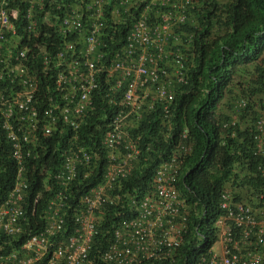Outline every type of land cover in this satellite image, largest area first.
I'll use <instances>...</instances> for the list:
<instances>
[{"label":"built area","instance_id":"obj_1","mask_svg":"<svg viewBox=\"0 0 264 264\" xmlns=\"http://www.w3.org/2000/svg\"><path fill=\"white\" fill-rule=\"evenodd\" d=\"M16 2L17 8H11ZM170 2L153 0L158 9L153 16L148 9L135 16L126 45L106 64L98 50L106 37L112 39L117 27L126 24L122 15L131 16L138 1L0 0V168L2 155L8 153L16 177L0 203V235L25 234L24 206L30 184L37 182L34 173L52 194L45 229L20 248L0 254V264H142L175 256L190 217L174 186L193 152L188 130L156 171L151 190L143 197H130L134 215L121 217L112 228L106 250L95 251L94 242L103 232L104 216L121 203L116 183L131 176L145 149L140 140L144 132L137 135L135 129L159 109L165 135L170 133L176 90L188 83L185 54L174 50L170 40L173 28L187 22L188 9L196 1ZM25 4L28 43L23 44L14 22ZM38 75L50 76L43 99L38 96ZM98 106L103 121L96 125L98 135L87 138L88 118ZM236 122L235 117L233 125ZM250 134V157L257 161L246 165L239 179L235 176L240 168L228 180L221 193L223 213L215 224L220 251L213 247L198 264H264V111ZM92 178L101 181L74 205L73 230L67 233L71 190ZM243 178L253 186L241 203L235 201L233 190L243 189L238 185Z\"/></svg>","mask_w":264,"mask_h":264},{"label":"trees","instance_id":"obj_2","mask_svg":"<svg viewBox=\"0 0 264 264\" xmlns=\"http://www.w3.org/2000/svg\"><path fill=\"white\" fill-rule=\"evenodd\" d=\"M151 1L140 3L139 9L133 12L140 14L148 8V13L154 14L158 9ZM198 1L200 4L190 11L188 22L178 29L184 41L191 34L194 37L185 53L184 72L188 83L179 86L173 104L175 126L172 133L179 137L188 129L194 142L193 154L184 163V180L179 183L180 192L191 205L189 229L173 259L145 261L142 264H198L219 240L215 224L222 215V190L236 169L240 168L238 175L242 176L247 169L246 165L252 167L255 163L250 157L249 128L242 130L237 126L239 136L226 141L227 146L223 147L218 120L219 117L227 118L221 111L223 103L231 98L230 86L236 76L247 72L249 66L257 65L259 78L255 83H260V92H264V0H230L226 4H219L217 0ZM168 7L159 8L162 11ZM131 25L129 22L128 28H122L119 32L121 43ZM258 63H261L260 67ZM247 114L242 120L247 119ZM159 117L160 113L155 111L143 120L147 136L142 138L141 143L147 149H142L131 178L119 185L120 194L141 196L148 193L156 169L172 152L175 141H166V128H160ZM129 131L133 133V138H137L131 128ZM34 176L38 181H32L29 197L25 201V234L18 237L0 235V243L3 245L0 254L20 248L31 235L39 234L46 227L45 214L51 194L45 191L37 175ZM14 180L15 170L9 163L5 173L0 175V202L5 193L12 189ZM99 183L100 180L84 182L72 189L68 201L70 207L66 209L67 224L70 223L67 233L73 230L71 222L74 205L83 194ZM240 185L250 186V183L243 178ZM38 195L41 198L36 203L34 200ZM110 210L112 214L104 217L106 223L102 227L107 228V231H103L94 241L95 251L106 250L112 242L111 222L117 223L120 220L119 214L124 217L131 215L126 205Z\"/></svg>","mask_w":264,"mask_h":264},{"label":"clouds","instance_id":"obj_3","mask_svg":"<svg viewBox=\"0 0 264 264\" xmlns=\"http://www.w3.org/2000/svg\"><path fill=\"white\" fill-rule=\"evenodd\" d=\"M118 0H111V2L113 4H116ZM133 1H138V6H135L133 8V10H131V16H126L125 14L122 15V17H127V22L126 24H122L120 26L117 27V32L115 35H112V39H110L111 37H106V42L104 43V47L100 48L98 51L99 52H103L104 53V58H103V62L106 63V64H109L115 54L117 53V48L118 47H124L127 43V35L129 32L132 31L133 27H134V23H135V16H137V12H133L134 10H137L139 9V6H140V3H143V2H150L151 0H133ZM153 1V0H152ZM151 1V3H152ZM173 1L175 0H172V2H170V4L173 3ZM196 2L189 7L188 9V12H187V16H188V20H189V13L192 9H195L196 8V5L200 4V2L198 0H195ZM219 2V4H222V2H220V0H217ZM230 1V0H229ZM228 1V2H229ZM227 3V2H226ZM226 3H223V4H226ZM29 5L28 4H25V6H23L21 8V13L19 15V19L14 22V26H15V29L16 31L18 32V34L22 37V40H23V44L24 43H28V40H27V36L24 32V27L26 25V10L28 9ZM11 8L13 9H16L17 8V2L16 3H12L11 4ZM148 9V8H147ZM161 10V9H160ZM123 11V10H122ZM163 11V10H162ZM161 12V11H160ZM53 15H55L54 13H52ZM150 15V14H149ZM150 16H153V14H151ZM187 20V22H188ZM132 23V25L130 26V28L127 30L126 32V37L124 38V41L121 43V40L119 37H121V35L118 36L119 32L122 31V28H128V24ZM185 25V24H184ZM184 25H178L177 27L173 28L172 30V34H171V40H170V43L173 47L174 50H180L182 51L184 54L186 53V51L188 50L189 48V41L188 39H192L193 34L190 35V37L184 41L182 36L180 34H178V29L181 28V26H184ZM35 39V38H34ZM32 39V41L34 40ZM110 39V40H109ZM31 41V42H32ZM81 42H83V40H81ZM84 48V47H82ZM117 59V58H116ZM259 64V67H260V64L261 63H258ZM256 66H254V69L251 71L252 69V65L249 66L247 72H244V73H241L239 76H236V78L234 79L233 81V84L232 86H230L231 88V98L226 100L224 103H223V108H222V111L221 113L226 116L227 118H220L219 117V120H218V125L220 126V139H221V145L223 147L227 146V142L228 140H233L235 139L238 135V132L239 130L237 131V126L241 127L240 129L242 130H246L247 128H249V133H250V129L254 126L255 124V121L257 119V117L259 116V113L261 111H264V92H260L262 90V88L260 87V83L258 85H256L255 81L259 78V73L256 71ZM38 81H39V90H38V96H40L41 99H43L47 93H48V88H49V83H50V76H45L44 77H40L39 78V75H38ZM179 88V87H178ZM177 88V89H178ZM240 88V92L237 91V89ZM253 88H256V89H253ZM254 90V92H253ZM253 92V93H252ZM176 93H177V90H176ZM260 94V95H259ZM258 96V99L259 101L256 99V97ZM174 104V103H173ZM173 104H172V125H171V131L169 133V136L167 137V134L165 135V138H166V141L168 140H171L172 141H175L174 143V146L176 144V141L179 140L181 134L185 131V130H188V129H185L180 135L179 137L177 135H174L172 132H173V129H174V120H173V117H174V110H173ZM112 111H109V115L111 116L112 115ZM155 112V111H154ZM153 112V113H154ZM156 112H159L160 113V110L157 109ZM152 113V114H153ZM245 113H248L247 114V119L246 120H242V118L245 116ZM96 114V115H95ZM151 114V115H152ZM95 115V116H94ZM103 110H101V107L98 106L97 108V112H94V114L88 118V127L86 126L85 129H86V132L85 134L87 135L86 137L87 138H93L94 136L98 135V128H96V125L100 122L103 121ZM150 115V116H151ZM149 117V116H148ZM147 117V118H148ZM237 118V122H236V125H233V120L234 118ZM159 119L161 120V113H160V117ZM149 123V122H147ZM228 124L227 127H225V125ZM90 125V126H89ZM145 127H146V124L145 122H143L142 124H140V126L138 128L135 129V133L137 135L140 134V132H144V134H141V138L147 136V131H145ZM162 127V121H161V124H160V128ZM87 128H89L87 130ZM142 129V130H141ZM167 131V130H166ZM165 131V133H166ZM189 132V130H188ZM235 133V136H232V134ZM224 134H227V136H224ZM189 138L191 139V141H193V138L192 136L190 135L189 133ZM142 140V139H140ZM250 140H251V134H250ZM252 144V142H251ZM146 149H147V146H144ZM174 149V148H173ZM172 149V150H173ZM193 149H194V142H193ZM194 151V150H193ZM171 154V153H170ZM193 154V152H192ZM191 154V155H192ZM190 155V156H191ZM1 156V154H0ZM188 156L185 161L190 157ZM169 158V157H168ZM139 159V157L137 158ZM168 160V159H167ZM165 160V161H167ZM163 161V162H165ZM184 161V163H185ZM257 160L255 159L253 162H256ZM12 164V161L10 160V158L8 157V153H5L4 155H2V159H1V168H0V175L2 176V174L5 173L6 171V166L8 164ZM137 163V160L134 162V164ZM184 163L183 165L181 166V169H180V172L179 174L177 175V178H176V181L174 182V186H176V188L178 189L179 193L181 194L183 200L185 201V205L188 207V209L190 210V216H191V205L188 204V202L186 201V199H184L182 193L180 192L179 190V183L182 182L184 180V176L185 173H184ZM255 164V163H254ZM162 164L159 165V167L161 166ZM158 167V168H159ZM12 168L13 165H12ZM158 168L156 169V171L158 170ZM28 171H31V168L28 170ZM156 171H155V174H156ZM98 172L99 173H102L103 172V167L102 165L99 166L98 168ZM30 174V172H28ZM34 175H37V177L40 179V177L38 176L37 172L33 174ZM132 176V174H131ZM131 176L128 178L130 179ZM35 177V176H34ZM233 175L230 177L232 178ZM229 178V180H230ZM235 178H240L239 175H236ZM16 179V177H15ZM128 179H124V180H120L116 183V186L115 188H117V195H120L121 196V203L115 207H123L124 205H126L128 207V209L130 210V207H131V204H130V197H132L131 194H127V193H123V194H120V189L118 188L119 185L123 182H125L126 180ZM41 180V179H40ZM95 180H100V178H92L90 180H87V182H92V181H95ZM246 181H248L250 183V186H253V181L252 180H249L247 178H245ZM38 181V180H37ZM101 181V180H100ZM42 182V181H41ZM14 183H15V180H14ZM153 183L154 181L152 182V187H153ZM236 183V182H235ZM32 184V183H31ZM31 184H30V187H31ZM42 184H44L42 182ZM228 182H227V185L225 186L224 189H226V187L228 186ZM239 186H242L240 185V183L238 184ZM14 186V185H13ZM250 186L249 185H244L242 186L243 189H240V190H233L234 192V196H235V201L236 202H245L246 201V197L248 196V193L250 191ZM44 187H46V184H44ZM224 189L222 190V192L224 191ZM30 190V189H29ZM28 190V191H29ZM10 190H8L4 196H6V194L9 192ZM46 191V189H45ZM72 191V190H71ZM221 192V193H222ZM1 193H2V189L0 188V199L2 198L1 196ZM49 194V193H48ZM147 194V193H145ZM144 194V195H145ZM27 195H29V192L27 193ZM144 195H141V196H135V197H143ZM52 196V194H51ZM50 196V197H51ZM29 197V196H28ZM27 197V198H28ZM3 201V200H2ZM1 201V202H2ZM26 201V200H25ZM220 201H221V194H220ZM0 202V203H1ZM35 202V200H34ZM220 205H221V202H220ZM115 207H111L110 209H113ZM24 211H25V206H24ZM222 211V209H221ZM112 211L109 210V213L107 215H111ZM26 213V219H27V212L25 211ZM130 213L131 215L130 216H133L134 213L132 211V209L130 210ZM223 213V212H222ZM120 216V220L123 219L121 217H124L122 216L121 214H119ZM128 216V217H130ZM105 217V216H104ZM125 218V217H124ZM119 220V221H120ZM118 221V222H119ZM117 223H114L110 225L111 229L116 226ZM189 222H190V217H189ZM27 223V222H26ZM25 228V227H24ZM188 229H189V226H188ZM103 231H107V228H103ZM218 243V241H217ZM216 243V244H217ZM215 244V245H216ZM215 245L213 247H215ZM181 247V246H180Z\"/></svg>","mask_w":264,"mask_h":264},{"label":"rangeland","instance_id":"obj_4","mask_svg":"<svg viewBox=\"0 0 264 264\" xmlns=\"http://www.w3.org/2000/svg\"><path fill=\"white\" fill-rule=\"evenodd\" d=\"M228 1H229V0H220V2H222V4H223V3H226V2H228ZM254 66H255V65H252V69H251V71L254 69ZM237 91L240 92V91H241L240 88H238ZM259 95H260V94H259ZM255 97H256V96H255ZM256 99L259 101L258 96L256 97ZM183 176H184V175H183ZM220 248H221V245H220V242H219V243H217V244L215 245V250H216V251H220Z\"/></svg>","mask_w":264,"mask_h":264}]
</instances>
